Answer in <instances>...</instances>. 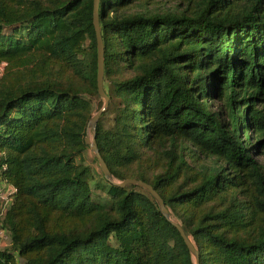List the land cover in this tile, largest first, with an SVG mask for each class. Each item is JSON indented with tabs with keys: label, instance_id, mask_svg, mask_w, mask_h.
<instances>
[{
	"label": "trees",
	"instance_id": "trees-1",
	"mask_svg": "<svg viewBox=\"0 0 264 264\" xmlns=\"http://www.w3.org/2000/svg\"><path fill=\"white\" fill-rule=\"evenodd\" d=\"M137 1L99 0V152L117 181L155 188L199 264H264V165L251 156L264 146V0L126 10ZM92 15L93 0H0V181L12 187L0 264H194L146 190L84 162Z\"/></svg>",
	"mask_w": 264,
	"mask_h": 264
},
{
	"label": "water",
	"instance_id": "water-1",
	"mask_svg": "<svg viewBox=\"0 0 264 264\" xmlns=\"http://www.w3.org/2000/svg\"><path fill=\"white\" fill-rule=\"evenodd\" d=\"M99 0H93V15H92V20H93V27H94V32H95V37H96V55H97V72H96V85H97V92L100 97L103 98L104 102L103 105L91 115L87 122V128H86V136H85V143L89 146L90 148V154L96 158L100 171L103 174L104 178L111 182L114 185L117 186H126L128 184L136 185L140 188H143L146 190L150 196L154 199L156 202L158 209L160 213L168 220L170 221L178 230L180 236L183 238V241L185 245L188 248V251L193 259L194 264H199V254L196 248L194 247L193 243L190 241V239L187 237L184 229L182 226L174 220L171 215L169 210L164 204V201L160 194L153 188V186L150 183H147L141 179L137 178H126L121 181H117L111 174L106 162L102 158L98 146L95 141V128L96 124L99 120V117L102 113V111L106 108L108 104V95L105 93L104 88H103V74H104V57H103V44H102V39H101V34H100V26H99ZM89 129L92 130V136L91 140L89 138Z\"/></svg>",
	"mask_w": 264,
	"mask_h": 264
},
{
	"label": "rangeland",
	"instance_id": "rangeland-1",
	"mask_svg": "<svg viewBox=\"0 0 264 264\" xmlns=\"http://www.w3.org/2000/svg\"><path fill=\"white\" fill-rule=\"evenodd\" d=\"M186 8V0H141L133 3L130 5L126 10L130 12H136V11H150V12H170L174 10H183ZM103 98L102 97H97L94 98V103H95V110L94 113L103 105ZM100 118V117H99ZM92 136V130L89 129V138L91 140ZM257 143V142H255ZM83 158L84 162L91 167V169L95 172V174L99 173L100 175L102 174L98 165V162L94 159V157L90 154V148H88L84 153H83ZM251 156L258 160L261 164L264 165V146H258L256 149H253L251 152ZM99 174L96 175V179L99 178ZM0 188L1 190L5 193L8 194L10 191V186L7 185L6 183L0 181ZM94 197H101L105 196L104 192L102 190H96ZM9 242V241H8ZM8 242L1 241L0 245L1 246H7ZM17 264H23L22 259L17 260Z\"/></svg>",
	"mask_w": 264,
	"mask_h": 264
},
{
	"label": "built area",
	"instance_id": "built-area-1",
	"mask_svg": "<svg viewBox=\"0 0 264 264\" xmlns=\"http://www.w3.org/2000/svg\"><path fill=\"white\" fill-rule=\"evenodd\" d=\"M4 65H5V62H0V76L2 75L3 73V68H4ZM0 199L4 202V205L7 204V202L9 201L8 199V195L5 194L1 188H0ZM4 211V210H3ZM2 211V212H3ZM8 242V236L0 229V242Z\"/></svg>",
	"mask_w": 264,
	"mask_h": 264
},
{
	"label": "crops",
	"instance_id": "crops-1",
	"mask_svg": "<svg viewBox=\"0 0 264 264\" xmlns=\"http://www.w3.org/2000/svg\"><path fill=\"white\" fill-rule=\"evenodd\" d=\"M12 188V187H11Z\"/></svg>",
	"mask_w": 264,
	"mask_h": 264
}]
</instances>
